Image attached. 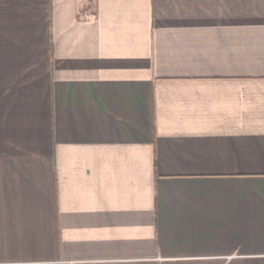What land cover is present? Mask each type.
Listing matches in <instances>:
<instances>
[{
	"label": "crops",
	"instance_id": "obj_1",
	"mask_svg": "<svg viewBox=\"0 0 264 264\" xmlns=\"http://www.w3.org/2000/svg\"><path fill=\"white\" fill-rule=\"evenodd\" d=\"M0 0V264H264V0Z\"/></svg>",
	"mask_w": 264,
	"mask_h": 264
},
{
	"label": "rangeland",
	"instance_id": "obj_2",
	"mask_svg": "<svg viewBox=\"0 0 264 264\" xmlns=\"http://www.w3.org/2000/svg\"><path fill=\"white\" fill-rule=\"evenodd\" d=\"M83 11L85 12H92L93 11V0H85Z\"/></svg>",
	"mask_w": 264,
	"mask_h": 264
}]
</instances>
